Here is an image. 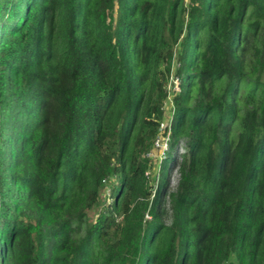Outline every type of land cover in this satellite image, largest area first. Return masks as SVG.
I'll list each match as a JSON object with an SVG mask.
<instances>
[{
	"label": "trees",
	"instance_id": "16d2710c",
	"mask_svg": "<svg viewBox=\"0 0 264 264\" xmlns=\"http://www.w3.org/2000/svg\"><path fill=\"white\" fill-rule=\"evenodd\" d=\"M0 264H264V0H0Z\"/></svg>",
	"mask_w": 264,
	"mask_h": 264
},
{
	"label": "rangeland",
	"instance_id": "374dc122",
	"mask_svg": "<svg viewBox=\"0 0 264 264\" xmlns=\"http://www.w3.org/2000/svg\"><path fill=\"white\" fill-rule=\"evenodd\" d=\"M184 1L186 4L189 3V0H184ZM176 55H177V53L174 56V60L172 63V73H171L170 77H172V76L174 77L175 73L173 74V72L178 69V63H177V60H175ZM168 80L170 83L169 78H168ZM182 81L187 84L188 80L185 79V74L182 75ZM167 83L164 85L163 89L165 92L171 93L172 90L169 86V83L168 84ZM168 98H169V102L167 100L165 107H164L163 113L165 114V118L163 119V122L161 124V132L159 135L160 139L164 138L166 140H168V136H166L167 135V128L170 125V119L172 118V110H171L172 106L171 105H172L173 94H169ZM10 125L12 126V121L10 122ZM11 126H9V127H11ZM168 143H169V141H168ZM185 144H186L185 139H181L176 143V146L172 151V156L176 162L179 160L180 152L185 150L184 149ZM153 146H152V148H150L151 152H149V154H145V158L148 160V162H147L146 172L144 175L146 180H147V185H146L147 191L151 194V196L149 198L151 201H153L154 197L156 196V193H157L158 189L160 188L161 183H163V182L166 183V187L164 190H166L165 192H167V194H169V193H175L176 192V190L178 189L179 181H180V176L175 171V169H173V166L170 167V174L166 176V173H165V177L163 176V174H162L163 161L162 162L159 161V160H163V156L160 154L162 149H158V148H156V146H154V149H153ZM169 146H170V144H169ZM167 171H168V169H167ZM113 177L114 176H111L110 178L113 179ZM152 177L154 178L153 179V185H151V183H150V180ZM111 179H109L107 181L106 186L104 187L103 191L100 194V198H101L102 203H100V205L97 207L98 211L96 213L94 211L90 212V220L92 221V223L97 221V218H98L97 214L99 212H103V214H105V212L107 211V207L109 206L108 202H111L113 200L112 197H115V195L118 192V188L114 187L113 193L111 196V192H112L111 185H113V183H114V179L113 180H111ZM164 207L166 209L167 204H165ZM168 210H169V208H168ZM162 220L164 221L165 225L170 224V212L167 215L165 214L163 216ZM82 232H83V229H82L81 233ZM229 262H234V263L236 262L235 257L233 255L230 256Z\"/></svg>",
	"mask_w": 264,
	"mask_h": 264
},
{
	"label": "built area",
	"instance_id": "2783aa9c",
	"mask_svg": "<svg viewBox=\"0 0 264 264\" xmlns=\"http://www.w3.org/2000/svg\"><path fill=\"white\" fill-rule=\"evenodd\" d=\"M173 74H174V72H173ZM170 79V83H169V81H168V83H169V86H170V88H171V90H172V92L171 93H168L167 92V100H168V102H169V98H168V96H169V94H173V99H172V114H173V100H174V98L180 93V78L179 77H177L175 74H174V77L172 76V77H170L169 78ZM165 118V117H164ZM171 121H172V118L170 119V125L168 126V128H167V135L166 136H168V140H166V139H164V138H157L155 141H154V143H153V145L154 146H156V148H158V149H162L161 150V152H160V154L163 156V160H159V161H165V160H168V158H169V153H170V146H169V143H168V141H169V136H170V126H171ZM152 145V146H153ZM154 146H153V149H154ZM185 147V146H184ZM152 148V147H151ZM185 149V148H184ZM150 152H151V150H150ZM185 154L186 153V149L185 150H183V151H181L180 152V156H179V160H180V157L183 155V154ZM149 154V153H148ZM176 172H177V170H175ZM153 177L151 178V180H150V183H151V185H153ZM105 186H106V184H105ZM151 196V195H150ZM149 218V219H148ZM145 219H148V220H150V216L146 213V215H145Z\"/></svg>",
	"mask_w": 264,
	"mask_h": 264
}]
</instances>
